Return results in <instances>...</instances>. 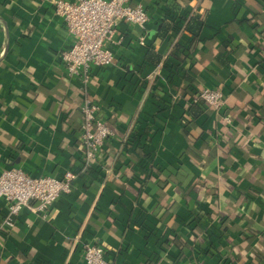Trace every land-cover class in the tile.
Listing matches in <instances>:
<instances>
[{
	"label": "crops",
	"instance_id": "crops-1",
	"mask_svg": "<svg viewBox=\"0 0 264 264\" xmlns=\"http://www.w3.org/2000/svg\"><path fill=\"white\" fill-rule=\"evenodd\" d=\"M51 2L0 0V172L78 177L41 214L0 200V264H83L90 242L114 264H264V0H132L149 21L85 83ZM86 98L112 129L88 165Z\"/></svg>",
	"mask_w": 264,
	"mask_h": 264
},
{
	"label": "built area",
	"instance_id": "built-area-1",
	"mask_svg": "<svg viewBox=\"0 0 264 264\" xmlns=\"http://www.w3.org/2000/svg\"><path fill=\"white\" fill-rule=\"evenodd\" d=\"M132 0H52L58 15L71 37L68 47L59 54L64 72L82 83L89 80L94 68L111 65L115 51L121 44L119 27H144L149 21L148 12ZM143 44V37H140ZM198 98L205 105L219 109L224 104L221 89L204 87ZM100 106L86 98L80 106V139L84 146L85 165L92 163L112 129L99 115ZM78 173L65 170L59 176L33 175L18 166L0 172V200L6 202L8 218L26 208L33 213L46 212L52 204L72 193ZM6 222L10 224V219ZM83 264H114L104 244H84Z\"/></svg>",
	"mask_w": 264,
	"mask_h": 264
},
{
	"label": "trees",
	"instance_id": "trees-1",
	"mask_svg": "<svg viewBox=\"0 0 264 264\" xmlns=\"http://www.w3.org/2000/svg\"><path fill=\"white\" fill-rule=\"evenodd\" d=\"M202 25H203V21L199 18V16H195L191 18V23L188 22L185 28L190 34H192L195 37L198 35ZM222 264H227V260H223Z\"/></svg>",
	"mask_w": 264,
	"mask_h": 264
}]
</instances>
